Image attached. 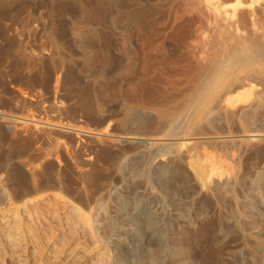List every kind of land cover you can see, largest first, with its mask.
Listing matches in <instances>:
<instances>
[{"label": "rangeland", "instance_id": "374dc122", "mask_svg": "<svg viewBox=\"0 0 264 264\" xmlns=\"http://www.w3.org/2000/svg\"><path fill=\"white\" fill-rule=\"evenodd\" d=\"M237 3L0 0V264H264V252L148 257L115 253L110 243L108 136L123 128L112 124L115 81L134 60L137 75L198 74L230 44L217 14ZM263 3L252 7L264 15ZM145 24L153 26L150 48L138 40ZM116 87L121 99L127 86Z\"/></svg>", "mask_w": 264, "mask_h": 264}, {"label": "bare ground", "instance_id": "6f19581e", "mask_svg": "<svg viewBox=\"0 0 264 264\" xmlns=\"http://www.w3.org/2000/svg\"><path fill=\"white\" fill-rule=\"evenodd\" d=\"M237 2L217 14L234 35L230 44L198 74L174 76L175 66L174 75L159 68L137 75L134 60L127 76L114 78L112 124H123L108 136L115 253L264 252V15L253 0ZM145 25L140 48L153 39ZM118 83L127 86L121 99Z\"/></svg>", "mask_w": 264, "mask_h": 264}]
</instances>
